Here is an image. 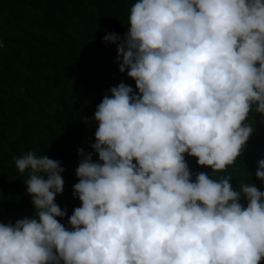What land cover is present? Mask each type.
<instances>
[{"label":"clouds","instance_id":"clouds-1","mask_svg":"<svg viewBox=\"0 0 264 264\" xmlns=\"http://www.w3.org/2000/svg\"><path fill=\"white\" fill-rule=\"evenodd\" d=\"M104 42L135 90L97 106L99 161L78 152L71 230L55 203L64 169L29 151L15 167L35 215L0 222V264H260L264 192L212 177L241 156L250 113L264 116V0H135L126 35ZM185 154L213 176L193 182Z\"/></svg>","mask_w":264,"mask_h":264},{"label":"trees","instance_id":"trees-1","mask_svg":"<svg viewBox=\"0 0 264 264\" xmlns=\"http://www.w3.org/2000/svg\"><path fill=\"white\" fill-rule=\"evenodd\" d=\"M134 3L0 0V222L14 225L35 215L24 182L28 173L20 174L15 167L16 158L32 151L59 161L64 169V190L55 203L67 211L57 219L71 230L68 218L81 207L73 195L79 182L78 152L83 149L93 162L99 161L91 147L98 128L97 106L122 82L135 90L127 70L119 72L117 45L104 42L109 33L126 35ZM250 122L254 131L226 172L213 176L211 168L185 154L193 182L200 172L213 179L231 175L234 190L250 182L264 192V181L255 176L258 161L264 159V116L253 111ZM240 203L247 207L243 195Z\"/></svg>","mask_w":264,"mask_h":264}]
</instances>
